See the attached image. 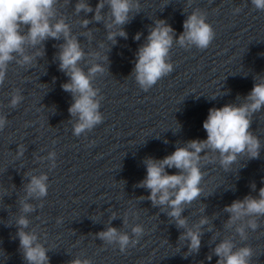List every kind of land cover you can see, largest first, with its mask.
<instances>
[{
    "label": "clouds",
    "instance_id": "1",
    "mask_svg": "<svg viewBox=\"0 0 264 264\" xmlns=\"http://www.w3.org/2000/svg\"><path fill=\"white\" fill-rule=\"evenodd\" d=\"M58 2L59 0H0V85L5 81L9 63L17 56L22 58L17 63L30 66L36 57L44 55L42 48L44 41L49 38L63 39L56 59L59 60V70L69 77L68 82L63 83L61 87L65 92L72 94L73 103L68 111L76 118L73 134L80 136L103 120L99 111L100 101L97 99L99 89L93 87L92 81L97 74L102 75L107 71L103 64L91 63L85 72L80 67V62L86 55L105 62H108V57L106 54L101 55L100 52L89 54L84 51L66 18L62 14L61 18H57ZM190 2L191 0L189 4ZM251 4L257 10L264 11V0H251ZM105 6L108 8L106 14L103 11ZM140 7L139 0H99L93 9L88 0H77L74 10L76 14L94 11L91 20L80 21L81 26L87 28L93 21H105L107 40L115 44L117 36L127 39L128 34L124 30V25L134 18V15H130L132 12L135 11L136 14L140 12ZM240 10L237 7L234 12L238 13ZM87 35L90 36L91 33ZM141 35L142 33L137 32L133 39L139 41ZM214 36L212 26L206 22V13L197 8L184 20L183 32L176 38V43L181 47L195 46L203 50L210 45ZM174 37L175 30L165 20L156 19L154 26L149 28L146 42L136 52L132 73L144 91H148L158 80L173 71V64L169 62V52ZM25 45L41 47L34 55H27ZM100 47L103 48L102 43ZM221 94L219 92L213 95L212 99ZM22 99L19 90H16L11 96L10 106L16 107ZM237 100L240 102L209 109L203 122V129L207 133L206 139L189 140L162 159L146 157L143 160L146 176L136 186L149 190L150 194L138 199H147L153 206H160L177 228L184 229L179 240L187 241L188 251L185 258L199 253L203 235L201 229L209 222L207 217H202L198 224L189 227L188 218L182 215L185 206L190 205L203 192L201 182L204 173L201 171V162L204 160L215 162L218 159L222 168L228 171L239 156L246 154L248 159H256L260 155L261 141L250 128L253 115L264 108V76H261L259 81L255 78L252 90L243 98L238 96ZM5 123L6 118L0 116V130L4 128ZM23 152V146L18 147V155H22ZM54 157L55 153H51L49 158ZM172 168L177 172L169 174L166 169ZM29 175L30 180L24 188L26 195L19 199L21 214L15 221L19 251L27 264H50L47 255L49 249L39 242V237L34 231H26L30 223L27 214L35 210L27 200L47 196L48 177L44 174ZM251 188L255 191V184H252ZM223 211L229 214L225 227L231 229L235 226V233L240 239L247 240L246 229L255 231L259 227L257 217L264 216V187L259 189L258 197L247 195L242 200H234L225 206ZM112 219H115V213ZM61 222L62 218H57V223ZM132 233L139 238L143 235L144 229L137 224L132 228ZM95 235L107 244H118L121 253H124L129 245L135 247L139 242V239H130L127 233L120 232L114 227H108ZM213 255L218 257L216 264H251L253 249L250 246L237 248L233 239H223L215 245L211 254L206 257L207 260L211 261ZM70 264H91V261L74 258Z\"/></svg>",
    "mask_w": 264,
    "mask_h": 264
}]
</instances>
